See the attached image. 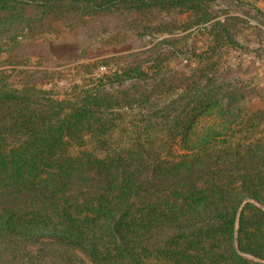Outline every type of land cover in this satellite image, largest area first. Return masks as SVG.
<instances>
[{
    "label": "rangeland",
    "instance_id": "1",
    "mask_svg": "<svg viewBox=\"0 0 264 264\" xmlns=\"http://www.w3.org/2000/svg\"><path fill=\"white\" fill-rule=\"evenodd\" d=\"M48 128L59 133L46 150ZM214 140L249 147L223 178L260 190L253 196L261 203L241 196L225 212L194 205L178 177L158 190L145 173L127 206L135 223L160 208L173 218L125 247L95 239L85 250L64 248L42 226H5L54 218L58 204L77 213L110 197L79 188L44 195L35 181L43 166H27L43 151L105 156L142 142L170 158L202 154ZM253 252L264 255V0L106 9L0 3V264H264Z\"/></svg>",
    "mask_w": 264,
    "mask_h": 264
},
{
    "label": "trees",
    "instance_id": "2",
    "mask_svg": "<svg viewBox=\"0 0 264 264\" xmlns=\"http://www.w3.org/2000/svg\"><path fill=\"white\" fill-rule=\"evenodd\" d=\"M7 0H0V3ZM62 1V0H47ZM73 3L88 4L95 9H106L121 3H132L136 6H181L186 3L208 4L214 0H69ZM2 99H19L12 94L2 95ZM83 112V111H82ZM83 113L94 114L93 110L86 109ZM58 130L48 128L41 134L40 141L43 149L48 150L51 140L57 138ZM215 135V131L213 132ZM215 141V142H214ZM208 145L210 150L202 154H176L170 158L154 157L149 153L145 144L138 142L134 148L124 153L107 154L97 156L94 154H80L78 156L48 154L43 151L41 158L32 157V162L27 166H43L35 181L42 183L44 195L57 192L79 190H103L110 193L109 196H101L92 208H85L81 212H72L66 204H58L54 211V218L49 213L37 218H26L21 224L10 222L7 219L5 226L26 228L34 231L33 226H42L43 231H50L45 235L52 239L53 243L64 248L85 250L88 243L95 239H108L115 241L118 248L125 247L126 242L149 233V226L167 225L173 218L167 214L166 208L156 211L151 210L144 214V225L140 227L135 223L137 218L128 206L133 199L136 189L140 188V179L145 173L153 175L155 188L167 180L178 177L177 183L183 186L184 198L194 205L211 204L215 210L222 206L223 211L233 205L240 197L254 199L253 194L263 195V192L255 188H232L226 185L223 176L229 166L235 161L242 162L249 154V147L241 144L233 147L228 143L217 144V140ZM189 149V148H188ZM243 149V151H242ZM171 176V177H170ZM170 179V180H171ZM169 180V181H170ZM33 184L32 178L26 180ZM159 190V189H158ZM245 192V194H243ZM113 195V196H112ZM87 207V205H86ZM221 219L228 218V214H217ZM242 219V217H241ZM57 223H52V222ZM44 237V236H43ZM259 259H264L263 254L253 252ZM128 255V254H124Z\"/></svg>",
    "mask_w": 264,
    "mask_h": 264
}]
</instances>
